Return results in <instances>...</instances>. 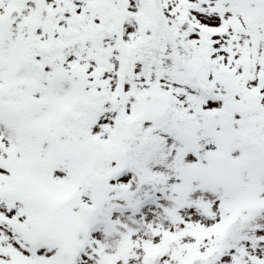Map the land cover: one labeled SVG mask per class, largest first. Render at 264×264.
<instances>
[{
  "label": "snow or ice",
  "instance_id": "snow-or-ice-1",
  "mask_svg": "<svg viewBox=\"0 0 264 264\" xmlns=\"http://www.w3.org/2000/svg\"><path fill=\"white\" fill-rule=\"evenodd\" d=\"M0 264H264V0H0Z\"/></svg>",
  "mask_w": 264,
  "mask_h": 264
}]
</instances>
